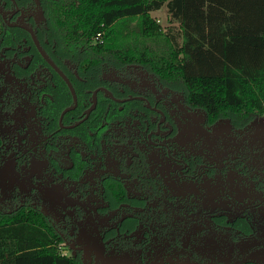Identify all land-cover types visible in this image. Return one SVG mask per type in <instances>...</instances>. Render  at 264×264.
Here are the masks:
<instances>
[{
  "label": "flooded vegetation",
  "instance_id": "obj_1",
  "mask_svg": "<svg viewBox=\"0 0 264 264\" xmlns=\"http://www.w3.org/2000/svg\"><path fill=\"white\" fill-rule=\"evenodd\" d=\"M54 1L0 0V211L41 215L82 264H264V116L78 46Z\"/></svg>",
  "mask_w": 264,
  "mask_h": 264
},
{
  "label": "trees",
  "instance_id": "obj_2",
  "mask_svg": "<svg viewBox=\"0 0 264 264\" xmlns=\"http://www.w3.org/2000/svg\"><path fill=\"white\" fill-rule=\"evenodd\" d=\"M163 7L160 26L150 13ZM53 10L78 46L95 40L102 55L142 64L207 114L264 116V0H57ZM51 236L39 214L0 211V264H82Z\"/></svg>",
  "mask_w": 264,
  "mask_h": 264
},
{
  "label": "water",
  "instance_id": "obj_3",
  "mask_svg": "<svg viewBox=\"0 0 264 264\" xmlns=\"http://www.w3.org/2000/svg\"><path fill=\"white\" fill-rule=\"evenodd\" d=\"M9 179L13 181L11 176H9L8 169L5 168L3 171L0 169V189L3 193H5L7 189L10 190L12 188L13 182L9 181ZM5 185L7 186L5 187Z\"/></svg>",
  "mask_w": 264,
  "mask_h": 264
},
{
  "label": "rangeland",
  "instance_id": "obj_4",
  "mask_svg": "<svg viewBox=\"0 0 264 264\" xmlns=\"http://www.w3.org/2000/svg\"><path fill=\"white\" fill-rule=\"evenodd\" d=\"M151 14V16L154 18V19H156L157 20V22L160 24V26H164L165 24H166V21H164L163 20V15H165L166 14V11H165V7H163V8H161L160 10H158V11H154V12H151L150 13ZM157 17V18H156ZM160 19V20H159ZM135 21L136 20H133L132 22H131V25L133 24V23H135ZM101 34V35H100ZM100 36H99V40H102L103 39V34H104V32L103 31H101L100 32ZM97 36H95V38H96ZM62 252L63 253H67L66 251H64V250H62Z\"/></svg>",
  "mask_w": 264,
  "mask_h": 264
},
{
  "label": "crops",
  "instance_id": "obj_5",
  "mask_svg": "<svg viewBox=\"0 0 264 264\" xmlns=\"http://www.w3.org/2000/svg\"><path fill=\"white\" fill-rule=\"evenodd\" d=\"M157 18V17H156ZM160 20V19H159ZM163 20L166 21V14L163 15Z\"/></svg>",
  "mask_w": 264,
  "mask_h": 264
},
{
  "label": "built area",
  "instance_id": "obj_6",
  "mask_svg": "<svg viewBox=\"0 0 264 264\" xmlns=\"http://www.w3.org/2000/svg\"><path fill=\"white\" fill-rule=\"evenodd\" d=\"M99 36V35H98Z\"/></svg>",
  "mask_w": 264,
  "mask_h": 264
}]
</instances>
